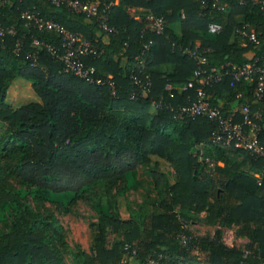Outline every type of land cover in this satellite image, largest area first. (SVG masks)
<instances>
[{"label": "trees", "instance_id": "16d2710c", "mask_svg": "<svg viewBox=\"0 0 264 264\" xmlns=\"http://www.w3.org/2000/svg\"><path fill=\"white\" fill-rule=\"evenodd\" d=\"M221 1L223 8L214 0H104L113 2L102 14L107 30L63 5L0 0V264H129L130 258L138 264H264V158L213 142V122L177 112L194 98L202 78H194L199 63L182 48L197 46L206 58L203 76L264 55L260 4ZM25 10L99 40L102 53L84 61L95 75H111L115 93L106 83L65 72L46 46L58 45L60 35L23 18ZM149 13L164 18L161 33L148 28ZM211 21L222 30L210 33ZM28 54L36 56L34 65ZM136 55L151 87L131 100ZM190 81L194 88L184 90ZM231 81L224 75L206 86L209 103L236 121L245 104L264 118V93L254 96L255 80ZM167 83L173 89L166 90ZM152 155L175 166L174 182ZM138 167L152 179L157 206L127 201L128 216L122 217L115 193L139 188ZM79 201L96 211L88 224L90 251L70 247L45 205L68 213ZM201 223L214 232L191 228ZM222 229L246 237V244H227ZM110 234L115 238L109 244Z\"/></svg>", "mask_w": 264, "mask_h": 264}, {"label": "built area", "instance_id": "2783aa9c", "mask_svg": "<svg viewBox=\"0 0 264 264\" xmlns=\"http://www.w3.org/2000/svg\"><path fill=\"white\" fill-rule=\"evenodd\" d=\"M54 6H65L68 10L74 13L85 14L88 17L96 18L99 25L107 30H111L103 19V12L113 4V2L105 3L104 0H44ZM260 4L262 16L264 17V0H254ZM222 3V5H221ZM214 5L217 8H223L226 5L221 0H214ZM21 16L27 20L34 21L39 28L45 27L54 29L60 35V42L58 45L46 44L50 54L57 58L63 66L65 72L71 73L89 83L94 84H108L111 87L112 94L115 93L114 82L111 75L105 79L95 75V68L87 66L84 58L96 57L102 53L99 40L90 39L79 32H74L67 29L63 24L53 21L44 20L38 17L33 12L23 11ZM149 20L148 28L152 29L156 34L161 33L165 28V21L162 16L149 13L147 15ZM207 29L210 33H218L222 30V24L216 21L208 23ZM242 35L247 36L245 31L238 30ZM4 29L0 26V36L4 35ZM249 37L254 39V35L250 34ZM103 40V39H102ZM151 40L144 42L142 54H144L150 47ZM34 44H39L37 40L33 41ZM20 51L19 41L15 44L14 52L18 54ZM182 52L195 58L198 61V67L194 70V78H201L200 85L194 88L193 81L186 83L182 88H194L195 95L190 102L179 109L180 114H187L189 116L205 117L214 123V128L211 131V140L216 143L224 145L234 144L235 146L242 147L253 156L264 158V142L261 140V133L264 129V118L261 113H252L248 105H243L241 112L242 118L236 121L233 115H225L220 108L213 106L208 101L206 93V86L218 81L224 75L232 77L231 85L237 81H251L255 80L254 96L261 97L264 93V55L261 57L253 58L251 62L244 63L241 66H232L217 74H208L203 76L205 72L201 65L206 63V58L200 55L197 46L193 48H182ZM27 57L32 58L31 63H36V56L28 54ZM136 64L132 67L130 72V79L133 84V89L130 91L129 98L137 100L142 94L149 92L151 87V76L146 71L144 60L140 55L135 57ZM166 90L173 89L170 83L165 85ZM245 255L248 251H245ZM118 264H126L122 260ZM147 264H158L156 260L150 259Z\"/></svg>", "mask_w": 264, "mask_h": 264}, {"label": "rangeland", "instance_id": "374dc122", "mask_svg": "<svg viewBox=\"0 0 264 264\" xmlns=\"http://www.w3.org/2000/svg\"><path fill=\"white\" fill-rule=\"evenodd\" d=\"M152 162L158 164V169L164 172L169 177V182L172 183L178 177L175 166L167 161L165 158H160L156 155L151 156ZM136 179L140 186L138 189H129L125 195L119 196L115 193V201L122 217H127V201L140 202L143 199L149 200L157 206V194L153 188V182L150 175L145 172L141 167L136 170ZM115 192V190H113ZM61 222L66 240L70 247L81 246L86 251H90V233L88 224L90 221L95 220L96 211L91 205L79 201L71 207L70 212L64 213L50 204H45ZM194 231H198L196 225L191 227ZM115 238L114 234L109 235V244ZM228 243L231 242V238L226 239ZM69 264L70 261H69Z\"/></svg>", "mask_w": 264, "mask_h": 264}, {"label": "crops", "instance_id": "0c3cea01", "mask_svg": "<svg viewBox=\"0 0 264 264\" xmlns=\"http://www.w3.org/2000/svg\"><path fill=\"white\" fill-rule=\"evenodd\" d=\"M103 39H105V38H103ZM197 227H198V231H197V233H204V232H210V233H213L214 232V227H212L211 225H206V224H204V223H201V224H195ZM223 231L225 230V229H222ZM228 237H230L231 238V242L230 243H228L227 241H226V239L228 238ZM223 240L227 243V244H231V243H233V244H236V245H238V246H243V245H245L246 244V242H247V238L246 237H235L234 235H233V231L231 230V229H227V230H225L224 231V233H223ZM129 264H138L137 263V261H135L133 258H130L129 259Z\"/></svg>", "mask_w": 264, "mask_h": 264}]
</instances>
